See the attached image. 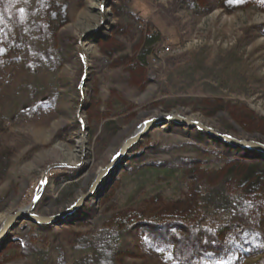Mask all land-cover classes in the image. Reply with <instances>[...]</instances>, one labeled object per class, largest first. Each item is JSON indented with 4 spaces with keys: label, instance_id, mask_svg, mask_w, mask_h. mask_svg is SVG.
<instances>
[{
    "label": "rangeland",
    "instance_id": "374dc122",
    "mask_svg": "<svg viewBox=\"0 0 264 264\" xmlns=\"http://www.w3.org/2000/svg\"><path fill=\"white\" fill-rule=\"evenodd\" d=\"M15 1L30 0L8 2ZM243 2L53 0L42 22L34 13L20 15L16 6L5 7L0 219L26 207L45 169L54 165L65 167L47 172L34 212H61L86 192L97 170L134 128L158 115L187 116L264 144V11ZM92 29L96 33L82 44L83 64L79 39ZM136 29L156 39L143 67L137 61ZM18 35L25 42L11 47ZM80 107L87 128L81 151ZM175 127L179 130L164 125L142 138L73 219L56 225L19 222L0 241V264H166L149 247L171 240L167 226L159 223L172 225L175 217L191 218L197 210L191 206L193 198L181 199L192 175L180 168L201 160L202 150H213L200 144L208 137L204 133ZM214 187L206 191L216 196L220 189ZM209 209L205 220L218 211Z\"/></svg>",
    "mask_w": 264,
    "mask_h": 264
},
{
    "label": "trees",
    "instance_id": "16d2710c",
    "mask_svg": "<svg viewBox=\"0 0 264 264\" xmlns=\"http://www.w3.org/2000/svg\"><path fill=\"white\" fill-rule=\"evenodd\" d=\"M8 1L0 0V37L3 34V24L5 25L8 20L5 14L9 15L5 7L13 9L16 6L20 10V15L22 12L34 13L42 22L53 2L30 0L18 4L16 1ZM217 1H225L229 5L245 3L243 0ZM247 1L253 8L264 11V0ZM64 15L65 9H62L60 16ZM56 16L57 14H53L51 19L55 20ZM136 31L138 32L136 53L139 55L137 61L138 65L143 67L156 39L144 36L139 29ZM17 37L18 40L13 39L9 42L11 47L19 46L20 41L25 42L24 36ZM46 44L48 43H44L42 49H45ZM51 44L54 46L55 42L52 40ZM4 45L0 43V52ZM17 55L26 58L25 54ZM173 128L179 130L174 125ZM202 135L197 133V137ZM200 144L211 147L214 151L208 153L209 150H202L201 160L188 161L183 164L184 168H180L183 173L189 172L192 175L189 185L185 184V190H182L180 196L187 201L193 198L195 203L191 206L197 209L196 215L191 218L175 217L172 225H167L166 222L159 223L167 226L171 240L166 238L162 245L153 242L149 246L150 250L166 264H264V158L229 152L227 148H221L216 139L210 137H203ZM65 177L60 176V180L64 181ZM77 177L73 176V179ZM212 187L220 189L216 196L206 191ZM210 206L217 207L218 211L213 219L205 220L203 216L211 212ZM138 222L132 221L133 224ZM253 257L257 260L250 262L248 259Z\"/></svg>",
    "mask_w": 264,
    "mask_h": 264
},
{
    "label": "water",
    "instance_id": "95a60500",
    "mask_svg": "<svg viewBox=\"0 0 264 264\" xmlns=\"http://www.w3.org/2000/svg\"><path fill=\"white\" fill-rule=\"evenodd\" d=\"M103 9V7L101 8ZM100 9V11H101ZM96 29L89 30L85 32L81 38L79 39L78 45V56L82 60L83 64L85 62V56L83 54L82 44L85 40L88 39L91 35L96 33ZM86 72V67H85ZM85 77V74H84ZM80 91V88H79ZM82 101V100H81ZM82 107H80L77 111V119L82 128V135L85 134L86 127L84 126L83 121L81 120ZM174 125L180 128H186L187 130H196L198 132L204 133L206 136L216 139L218 142L224 144L227 147L232 148L235 151H247L249 153H260L264 158V144L258 141L240 139L234 136L221 133L209 126L204 125L202 122L197 120H191L187 116H182L174 113L162 114L156 117H152L140 122L134 130L129 134L127 138H125L116 152L110 157L107 165L103 168H100L95 173L94 178L92 179L89 187L86 192L76 198L72 204H70L67 208L62 210L61 212L50 215L43 216L36 214L34 212V205L38 198L40 197L44 185L46 183V174L49 170L53 168L65 167L60 165L49 166L45 169L43 176L40 180V188L37 194L33 197L31 202L27 205V207L17 209L12 214L7 215L0 219V241L7 236V233L12 231L19 222L26 221L34 225H56L59 221H63V219L73 216L81 207V205L88 201L93 194H95L100 188L102 182L107 177H114L120 169L121 163L125 160L128 152L142 139L144 138L150 131L155 128H160L164 125Z\"/></svg>",
    "mask_w": 264,
    "mask_h": 264
},
{
    "label": "bare ground",
    "instance_id": "6f19581e",
    "mask_svg": "<svg viewBox=\"0 0 264 264\" xmlns=\"http://www.w3.org/2000/svg\"><path fill=\"white\" fill-rule=\"evenodd\" d=\"M169 49L168 48H164V53L165 52H167ZM190 119V118H189ZM192 120V119H191ZM84 145H85V139H84V137L82 136H80L79 137V139L77 140V148L81 151L83 148H84ZM241 152H243L245 155L244 156H248L249 154H248V152L247 151H241ZM251 156V155H250ZM253 156H261L262 157V154H260V153H257V152H253L252 153V157ZM27 207V206H26ZM67 218H72V216H69V217H67ZM2 219V218H1ZM73 219V218H72ZM71 219V220H72Z\"/></svg>",
    "mask_w": 264,
    "mask_h": 264
},
{
    "label": "built area",
    "instance_id": "2783aa9c",
    "mask_svg": "<svg viewBox=\"0 0 264 264\" xmlns=\"http://www.w3.org/2000/svg\"><path fill=\"white\" fill-rule=\"evenodd\" d=\"M167 48V47H166ZM161 52L163 53L164 52V48L161 49Z\"/></svg>",
    "mask_w": 264,
    "mask_h": 264
}]
</instances>
